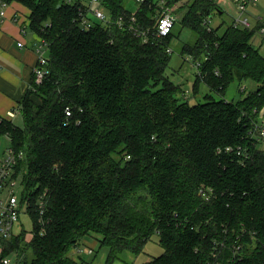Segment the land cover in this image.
I'll return each mask as SVG.
<instances>
[{"label":"trees","instance_id":"trees-1","mask_svg":"<svg viewBox=\"0 0 264 264\" xmlns=\"http://www.w3.org/2000/svg\"><path fill=\"white\" fill-rule=\"evenodd\" d=\"M3 1L30 11L29 26L49 51L43 81L34 75L19 101L21 123L0 121V141L8 136L24 154L14 175L22 174L34 223L30 256L21 247L25 232L2 241L5 252L19 251L12 264H85L69 252L86 236L113 264L124 253L140 255L155 234L163 253L147 264H211L219 250L225 264L237 240L241 253L229 264H264V146L253 134L264 110V55L252 44L264 22L209 30L202 22L222 10L215 2L168 0L195 35L182 47L202 62L194 94L201 82L222 96L235 80L256 82L235 102L210 93L190 102L166 73L175 31L146 44L117 25L85 28L81 0ZM123 1L103 3L114 17L135 13L153 30L151 0L136 11Z\"/></svg>","mask_w":264,"mask_h":264},{"label":"built area","instance_id":"built-area-1","mask_svg":"<svg viewBox=\"0 0 264 264\" xmlns=\"http://www.w3.org/2000/svg\"><path fill=\"white\" fill-rule=\"evenodd\" d=\"M67 3L75 4L79 2V0H65ZM83 5H80V14L79 20L81 24L85 28H91L96 22H100L105 27H111L112 25H117L123 31H129L134 34L136 37L140 38L142 42L156 43L157 41L163 40L166 38L171 32L174 31V28L179 20V16L177 15L176 8H174L168 0H160V5H156L157 14L154 16L155 23L153 30L150 27L142 24L137 18L135 13L130 15L120 14L114 17L110 14L104 6V0H81ZM141 4L147 3L149 0H138ZM217 4V6L221 7V3L223 0H210ZM239 15L233 20L232 24L235 28H251L252 24L249 20V17L244 16L250 5H254L258 2V0H233ZM153 3V1H151ZM81 3V2H80ZM154 4V3H153ZM218 7L215 11H213L210 15L203 19L202 25L207 29H212L213 26L211 24V18L213 13H217ZM223 12V11H222ZM96 18V19H93ZM6 16V10L0 11V17ZM261 20V17H258V21ZM259 31L264 34V26H262ZM22 45V42L20 43ZM35 50L38 55L37 64L34 69L35 81L36 83H41L46 76L47 67L49 64V51L48 45L46 41L39 37V40L36 43ZM166 51L168 53H172L173 47L172 45L166 46ZM190 57H192L190 55ZM194 64L198 69V73L201 74V65L202 62L200 60H195ZM244 88H242L243 90ZM185 95V94H184ZM186 96V95H185ZM262 111V110H261ZM260 111V114L257 117V121L254 125L253 134L264 145V114ZM19 114L18 107L10 110L8 112V117L14 118ZM66 114L71 115V109L69 107L66 108ZM2 117L0 116V121ZM226 152H237V154H241V147H233L227 146L225 148ZM24 157L23 153L17 152L14 147L9 145L3 157L0 159V239L3 241H7L9 238L13 236V228L17 222L20 220V215L23 212V208L26 205L27 209L29 206V200L27 197L22 199L15 192V186L17 185V177H15L14 173L16 170V166L18 162ZM201 192L206 195V198L209 199L210 194L201 190ZM46 203L41 201L38 206V223L40 226V233L45 231L44 227V218L43 214L45 212ZM28 211V210H27ZM240 237V236H239ZM239 241L237 240L230 247L232 251V257L237 256L236 254H240L242 244H237ZM225 242H222L221 248H226ZM83 248H78V252L82 253ZM88 253H93V250L89 248L87 250ZM214 260L211 264H223V259L221 256V251L214 252ZM232 257L227 258L224 262L225 264H229L232 261ZM224 260V259H223ZM0 264H12L10 258L8 256H4L0 258Z\"/></svg>","mask_w":264,"mask_h":264},{"label":"rangeland","instance_id":"rangeland-1","mask_svg":"<svg viewBox=\"0 0 264 264\" xmlns=\"http://www.w3.org/2000/svg\"><path fill=\"white\" fill-rule=\"evenodd\" d=\"M155 5H160V0H151ZM187 1V0H185ZM169 2V1H168ZM182 2V1H181ZM123 5L130 11H136L141 7V3L138 0H124ZM181 5V4H179ZM221 8L223 10L222 14L213 13L211 24L213 27L221 25V31H223L228 25H231L233 20L239 15L238 9L233 0H223L221 3ZM185 11L177 12V15L181 18L184 15ZM93 18V15H91ZM244 16L249 17V20L252 24L251 28H256L257 25L264 22V0H258L254 5H250L245 12ZM258 17H261V20L258 21ZM96 19V18H93ZM174 31L176 35L173 37L171 45L173 47V52L171 53L170 62L167 68V75L175 83L181 86L182 92L180 97L186 98L190 102L204 101V96L207 93L213 94L216 98H225L228 101H237L242 96L248 94L255 86L256 82L252 80L238 81L235 80L232 82L225 95H219L213 92L208 85L204 82L199 84V91L194 94V82L197 78L198 69L194 64V56L189 53H183L182 47L187 42H191L195 39V35L187 27H183L180 22H177ZM220 31V32H221ZM252 44L260 50L262 55H264V34H262L259 29H256L255 35L252 38ZM190 55L192 57H190ZM242 88H244L242 90ZM186 96H185V95ZM263 111V112H262ZM261 112L264 114V110ZM260 114V113H259ZM22 121V120H21ZM17 123H21L20 119H16ZM11 140L7 137H3L0 141V154L4 155V148L10 145ZM261 146L264 145L261 143ZM0 155V156H1ZM3 157V156H1ZM23 172L26 170L24 165L21 169ZM17 185L15 186V192L21 197L23 191V180L22 174L17 179ZM27 206L23 208V212L20 215V220L17 222L13 228V236L18 235L21 232H25V240L21 243V247L24 248L25 253L30 256L31 249L28 246L29 241L33 238L34 232V223L31 217V214L27 211ZM39 214L37 213L36 223L38 224ZM13 237L8 240H12ZM7 240V241H8ZM0 239V258L5 254L10 258L12 263H15L18 260V250L4 251ZM84 242L80 246L83 248V252L79 255L76 248H73L69 255L76 259H79L82 256L85 260V264H105L107 252L105 249L98 250L99 243L92 236H86L83 240ZM91 248L93 253H88L87 250ZM163 253V248L159 244V236L155 234L146 244L144 252L140 255H133L130 252L124 253L120 259L116 260L113 264H147L148 261L154 257Z\"/></svg>","mask_w":264,"mask_h":264},{"label":"crops","instance_id":"crops-1","mask_svg":"<svg viewBox=\"0 0 264 264\" xmlns=\"http://www.w3.org/2000/svg\"><path fill=\"white\" fill-rule=\"evenodd\" d=\"M1 10H6V16L0 17V116L10 118L8 112L18 107L32 84L39 36L29 26L30 11L25 6L0 0ZM17 118L19 114L12 119Z\"/></svg>","mask_w":264,"mask_h":264},{"label":"water","instance_id":"water-1","mask_svg":"<svg viewBox=\"0 0 264 264\" xmlns=\"http://www.w3.org/2000/svg\"><path fill=\"white\" fill-rule=\"evenodd\" d=\"M217 11L219 12V14H221V13H222V10H220V9H217Z\"/></svg>","mask_w":264,"mask_h":264}]
</instances>
